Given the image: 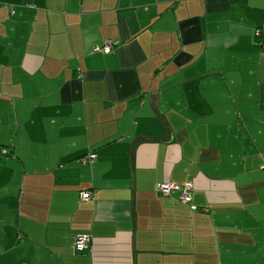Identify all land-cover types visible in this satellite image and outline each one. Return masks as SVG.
Returning a JSON list of instances; mask_svg holds the SVG:
<instances>
[{
  "label": "crops",
  "instance_id": "1",
  "mask_svg": "<svg viewBox=\"0 0 264 264\" xmlns=\"http://www.w3.org/2000/svg\"><path fill=\"white\" fill-rule=\"evenodd\" d=\"M0 264H264V0H0Z\"/></svg>",
  "mask_w": 264,
  "mask_h": 264
},
{
  "label": "built area",
  "instance_id": "2",
  "mask_svg": "<svg viewBox=\"0 0 264 264\" xmlns=\"http://www.w3.org/2000/svg\"><path fill=\"white\" fill-rule=\"evenodd\" d=\"M257 35H260L259 32H257ZM113 46L111 44H107L105 48L103 49V53L109 54L112 51ZM93 158V156H91ZM86 162V159H84V163ZM156 190L160 192L162 195H170L172 193L178 192L180 194V201L186 205H189L192 201V197L190 194V186H182L175 182H169V183H157L156 184ZM91 194L89 192L82 193L83 200L90 199ZM193 209H196L193 207ZM91 243V238L89 236H82L78 238L75 248L78 251H84L89 247Z\"/></svg>",
  "mask_w": 264,
  "mask_h": 264
},
{
  "label": "trees",
  "instance_id": "3",
  "mask_svg": "<svg viewBox=\"0 0 264 264\" xmlns=\"http://www.w3.org/2000/svg\"><path fill=\"white\" fill-rule=\"evenodd\" d=\"M259 33H260V32H259ZM260 36H261V33H260V35H257V37H260ZM91 156H93V158H91ZM75 159H76V161L79 162V163L88 164V163L94 161V159H95V154H93V153H89V154H85V155L79 156L78 158H75ZM84 159H86V162H85V163H84ZM85 192H89V193L91 194V195H90V196H91L90 199L92 198V191H90V190H84V191H81V192L78 193L79 200H83V198H82V193H85ZM176 193H178V192H176ZM172 194H174V193H172ZM191 197H192V195H191ZM88 200H89V199H88ZM83 201H87V200H83ZM82 236H90V235H88V234H80L79 236H77V239H76L75 242H74V247H75V244H76L78 238H80V237H82Z\"/></svg>",
  "mask_w": 264,
  "mask_h": 264
},
{
  "label": "rangeland",
  "instance_id": "4",
  "mask_svg": "<svg viewBox=\"0 0 264 264\" xmlns=\"http://www.w3.org/2000/svg\"><path fill=\"white\" fill-rule=\"evenodd\" d=\"M29 7H30V8H33V5L30 4ZM256 36H257V32H256ZM101 51H103V50H101ZM102 179H103V176H99V180L102 181ZM40 218H41V217H40ZM40 224H41V220L39 221V224L36 226V228L41 230V226H40ZM38 237H40V236H38ZM89 237H90V236H89Z\"/></svg>",
  "mask_w": 264,
  "mask_h": 264
}]
</instances>
